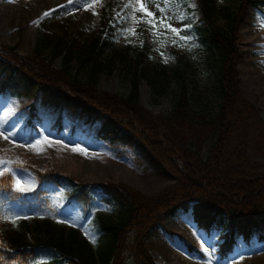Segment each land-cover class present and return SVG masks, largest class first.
I'll use <instances>...</instances> for the list:
<instances>
[{
  "label": "trees",
  "instance_id": "obj_1",
  "mask_svg": "<svg viewBox=\"0 0 264 264\" xmlns=\"http://www.w3.org/2000/svg\"><path fill=\"white\" fill-rule=\"evenodd\" d=\"M176 1L187 6L186 0ZM129 2L115 0L116 13H103L97 34H72L63 21L67 11H58L45 21L47 27L30 55L7 54L0 47V96L38 99L49 115L64 105L87 121L101 117L94 134L97 140L139 147L148 166L169 176L174 173L178 184L148 201L124 184L81 182L66 173L28 165L37 183L23 192L6 172L0 175V264H157L150 240L178 211L190 212L196 226L208 233L226 229L216 251L227 260L240 237L250 245L253 234L264 226V171L250 166L251 155H264V119L242 94L237 46L243 14L263 0H240L236 13L220 11L216 0H198L205 25L195 31L213 66L214 111L200 100L191 102L185 75L190 66L185 54L193 48L189 40L185 44L177 39L174 45L169 33L160 38L162 43H153L141 23L136 43L116 47L130 12L124 5ZM162 2L156 0L157 11L169 23L166 13L172 3L161 8ZM220 12L225 28L216 26ZM161 53L174 66L163 64ZM116 62L124 63L130 73L126 94L99 87L100 77L110 74ZM143 80L156 98L173 85L167 112L153 113L140 104ZM34 102L30 115L41 124ZM51 129L61 131L59 119ZM16 207L22 212L14 213ZM66 211L75 215L71 225L61 221ZM86 233L95 237V244ZM258 240L264 242V235Z\"/></svg>",
  "mask_w": 264,
  "mask_h": 264
},
{
  "label": "rangeland",
  "instance_id": "obj_2",
  "mask_svg": "<svg viewBox=\"0 0 264 264\" xmlns=\"http://www.w3.org/2000/svg\"><path fill=\"white\" fill-rule=\"evenodd\" d=\"M69 0H0V47L8 54L11 51L19 56H28L43 33L47 18L58 11L66 12L63 21L69 23L70 32L84 31L87 35L101 31L102 15L116 13L115 0H88L92 3L85 10V5L78 6ZM154 16L160 18L156 0H141ZM183 7L176 0H163L161 8L172 3L167 11L172 27L181 29V35L188 37L193 48L186 51L185 57L190 66L187 73L191 102L206 104L211 111L216 109V90L213 66L207 58L205 46L200 42L196 27L205 25L198 0H186ZM217 6L236 13L240 0H216ZM135 4V0H131ZM78 6V7H77ZM132 12V9L129 8ZM50 12L48 16L44 13ZM93 12L96 14L93 15ZM129 12V13H130ZM138 19L142 13H134ZM216 26L225 28L226 20L221 12L217 15ZM37 22V23H34ZM125 29L116 42L118 49L125 48L128 42L136 43L139 25L135 20H127ZM264 0L258 8H248L241 18L237 29L240 61L238 63L240 87L244 98L256 106L264 119ZM145 26V25H144ZM143 26V29L146 28ZM127 37V39L125 38ZM131 51V50H130ZM161 62L164 58L161 56ZM172 66L175 63L168 62ZM58 67L60 62H54ZM130 73L124 63L116 62L110 74L100 77L99 87L107 92L126 94L129 88ZM140 104L153 113L167 112L171 108L173 85L167 87L161 97L152 95L150 87L143 80L139 86ZM32 99L0 96V172H11L16 189L28 192L34 189L37 180L31 169L55 170L72 175L81 182H114L124 184L141 193L148 201L156 199L171 186L178 184L174 175H166L160 169L148 166L139 147L113 146L94 137L102 122L101 117L86 120L85 116L71 113L64 105L55 112L43 109L36 99V114L41 121L31 118L29 105ZM56 119L60 120L61 131L51 129ZM31 120V124H29ZM40 141L41 143H37ZM31 145H37L32 148ZM250 166L254 170L264 171V155H251ZM181 166V165H179ZM250 167V168H251ZM22 212L19 207L14 213ZM61 221L71 225L76 221L71 211L61 216ZM226 231L198 228L190 212H176L160 228L159 235L153 237L151 253L157 264H264V242L258 240L264 235V226L253 234L251 244L241 237L229 254L227 260H221L217 254V242ZM193 246L196 250H190Z\"/></svg>",
  "mask_w": 264,
  "mask_h": 264
},
{
  "label": "snow or ice",
  "instance_id": "obj_3",
  "mask_svg": "<svg viewBox=\"0 0 264 264\" xmlns=\"http://www.w3.org/2000/svg\"><path fill=\"white\" fill-rule=\"evenodd\" d=\"M69 2L71 3L72 0H69ZM92 3H95V0H92ZM92 3H89V4H86L85 5V10H87L88 7H91L92 6ZM125 8H131L132 9V12H130L128 14V16L124 17L125 20H135L136 22V25H140L141 23L145 25L146 27V30L150 32V34L153 36V43H162L161 41V37H165L166 34H171L172 37H174V39H171L170 42L172 44H177V39L180 40V41H184V43L186 44L187 41H188V37L186 36H182L180 33H181V29H178V28H175V27H172L171 24H169L167 22V17H163L161 16L160 18H157L154 16V13L149 11L147 6L141 2V0H135V4L131 3V0L128 4H125L124 5ZM136 11H139L140 13H142V15L137 19L134 15V13ZM51 13L50 12H46L44 13V16H48L50 15ZM96 13L93 12V15H95ZM34 23H37V22H34ZM262 27H264V25H262ZM128 31H131L132 35H135V29H124V32H128ZM127 39V37H125ZM131 42V41H129ZM143 42L141 41V44ZM182 46V45H180ZM158 50V49H157ZM161 56L164 58V62L167 63L169 62V59L170 57H166L164 56L163 53H161ZM0 135H4L2 132H0ZM9 137L7 135H4V139H8ZM38 144L41 143L40 141L37 142ZM32 148H36L37 145H31ZM0 163H4L3 161H0ZM4 173L3 172H0V175H3ZM11 223H13V226H15L16 224V220L13 219L11 221ZM86 235L89 236V239H90V242L95 244L96 243V240H95V237L90 235V234H87Z\"/></svg>",
  "mask_w": 264,
  "mask_h": 264
}]
</instances>
